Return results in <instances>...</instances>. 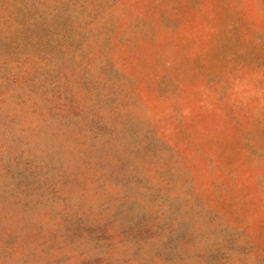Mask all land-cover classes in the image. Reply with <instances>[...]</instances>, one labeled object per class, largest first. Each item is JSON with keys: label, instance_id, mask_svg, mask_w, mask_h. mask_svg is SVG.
Returning <instances> with one entry per match:
<instances>
[{"label": "rangeland", "instance_id": "1", "mask_svg": "<svg viewBox=\"0 0 264 264\" xmlns=\"http://www.w3.org/2000/svg\"><path fill=\"white\" fill-rule=\"evenodd\" d=\"M0 264H264V0H0Z\"/></svg>", "mask_w": 264, "mask_h": 264}]
</instances>
